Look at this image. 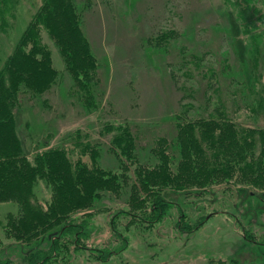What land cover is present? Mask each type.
<instances>
[{
    "label": "rangeland",
    "instance_id": "1",
    "mask_svg": "<svg viewBox=\"0 0 264 264\" xmlns=\"http://www.w3.org/2000/svg\"><path fill=\"white\" fill-rule=\"evenodd\" d=\"M42 1L20 0L16 16L9 18L8 31H0V58L6 59L14 51ZM77 1L84 30L100 62L102 106L89 113L71 94L73 77L53 39L44 34L59 79L40 100L22 97L18 131L29 157L61 145L77 159L81 146L76 145L75 137L80 130L101 143L102 164L118 168V156L110 150L111 134L100 131L106 122H129L139 136L141 161L153 163L151 148L160 137H175L178 118L207 115L220 97L230 100L233 112L238 109L233 115L239 123L254 124L246 105L253 98L248 89L253 84L254 44L241 32L230 0ZM258 1L264 9V0ZM167 30L171 33L168 38L162 35ZM260 45L264 86V40ZM48 140L50 145L45 146ZM83 159L89 160L88 155ZM35 193L45 206L52 195L43 180ZM163 194L174 205L155 224L136 219L128 225L130 218L115 216L120 209L130 208L128 192H108L96 207L70 213L66 219L89 217L92 229L84 239L87 247L73 251L66 262L58 264H264V191L229 182L186 191L169 186L163 188ZM20 205L16 199L0 201V259L14 264H23L28 248L48 247L51 234L64 223H56L31 245L8 239L3 224L8 213L18 212ZM182 211L186 216L178 225ZM113 217L117 232L111 224ZM187 223L194 229L183 228ZM96 249L114 254L104 262L92 254L99 253Z\"/></svg>",
    "mask_w": 264,
    "mask_h": 264
},
{
    "label": "trees",
    "instance_id": "2",
    "mask_svg": "<svg viewBox=\"0 0 264 264\" xmlns=\"http://www.w3.org/2000/svg\"><path fill=\"white\" fill-rule=\"evenodd\" d=\"M230 1L237 10L241 32L254 44L253 84L248 89L253 98L246 104L254 124L239 123L233 115L238 109L233 112L230 100L220 97L207 115L188 120L178 118L175 137L158 138L151 148L156 161L143 163L139 136L131 124L106 122L100 132L111 134L110 150L118 156V168L103 165L101 143L90 140V134H81L80 130L75 137L76 145L81 146L77 159L61 145L37 151L33 158L26 152L17 122L22 97L30 95L40 100L59 79L44 34L53 39L73 77L71 94L89 113L102 106L98 89L100 62L84 30L80 4L77 0H43L38 6L14 51L6 59L0 58V201L16 199L21 204L18 212L8 213L3 228L6 238L31 245L56 223H64L51 234L48 247L28 248L23 264H58L66 262L73 251L85 249L84 239L92 229L91 219L66 217L79 208L96 207L108 192L129 193L130 208L120 209L115 216L130 218V225L136 219L155 224L167 217L174 205L163 194V188L169 186L186 191L194 186L207 189L234 182L264 191V86L259 70L264 9L258 0ZM19 4L20 0H0L1 32L8 31L9 18L16 16ZM168 30L162 33L166 38L171 34ZM83 136L86 139L79 140ZM85 155L89 160L83 159ZM40 180L52 193L46 206L35 193ZM184 216L182 211L178 225ZM204 221L203 218L194 228ZM111 224L117 232L115 217ZM186 227L193 228L188 223L183 226ZM118 235L124 236L119 232ZM246 237H249L247 232ZM96 250L99 253L92 254L104 262L114 254L112 250ZM0 264L14 263L0 259Z\"/></svg>",
    "mask_w": 264,
    "mask_h": 264
}]
</instances>
